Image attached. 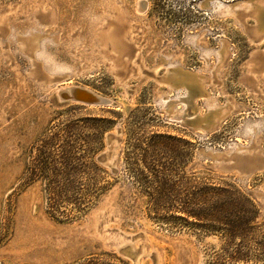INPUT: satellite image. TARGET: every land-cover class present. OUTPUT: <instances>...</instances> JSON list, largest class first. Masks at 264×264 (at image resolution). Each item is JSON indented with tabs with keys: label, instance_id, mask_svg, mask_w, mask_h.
Instances as JSON below:
<instances>
[{
	"label": "rangeland",
	"instance_id": "374dc122",
	"mask_svg": "<svg viewBox=\"0 0 264 264\" xmlns=\"http://www.w3.org/2000/svg\"><path fill=\"white\" fill-rule=\"evenodd\" d=\"M263 9L256 0H0V264H264V37L254 33H264ZM66 86L115 105L57 104ZM219 113L216 129L199 124ZM92 118L111 121L96 158L106 189L65 221L30 178L44 141L78 124L86 146ZM187 178L250 198L255 207L240 210L254 231L228 243L149 216L187 206Z\"/></svg>",
	"mask_w": 264,
	"mask_h": 264
},
{
	"label": "trees",
	"instance_id": "16d2710c",
	"mask_svg": "<svg viewBox=\"0 0 264 264\" xmlns=\"http://www.w3.org/2000/svg\"><path fill=\"white\" fill-rule=\"evenodd\" d=\"M92 122L94 124L90 134L91 141L83 140L87 144L86 146L79 141L82 139L78 124L60 130L59 133L52 136L53 138L44 141L45 145L40 150L43 159H38V167H36L40 174L30 178L31 182L43 181L45 183L49 210L57 216L56 218L65 221L86 214L106 189V186L100 185L99 175H96L100 170L96 158L105 148L104 139L111 121L105 118H92ZM128 123L131 126L136 124L133 116L130 117ZM163 139H167V137L156 135L152 138L156 142ZM60 142L63 143L60 144ZM156 142L148 146V149H142L146 159L151 157L153 153L151 147L156 146ZM54 154L59 156V160L56 162L50 161L51 155ZM66 168L71 169L74 175L73 173L66 175L64 173ZM86 168L96 172L93 175H88L84 171ZM51 170L54 172L50 174ZM153 170L155 169L153 168ZM84 173L88 176L82 175ZM158 173L162 174V172ZM168 177L163 180L170 183L171 190L175 191L174 186L177 185V182L171 178L168 179ZM154 178L158 179L160 176L156 175ZM186 184L187 206L165 212L151 209L149 216L155 220L192 223L209 235L222 233L228 243H234L235 239L243 235L241 233H245L248 237L254 231L253 220L249 216L242 215L240 209H242L241 206L254 208L255 205L250 198L235 187L229 183L217 185L203 182L196 188L192 186L191 178H187ZM162 192L164 191L162 190L160 194ZM179 214L180 216H178ZM241 260L236 258L237 262ZM84 264H106V262L99 258H93Z\"/></svg>",
	"mask_w": 264,
	"mask_h": 264
},
{
	"label": "water",
	"instance_id": "95a60500",
	"mask_svg": "<svg viewBox=\"0 0 264 264\" xmlns=\"http://www.w3.org/2000/svg\"><path fill=\"white\" fill-rule=\"evenodd\" d=\"M256 1L257 3H260L262 6H264V0H256ZM232 6L235 7L236 4L233 3ZM263 10L262 12L264 13ZM254 33L259 36L257 41L262 40V38L264 37V33L258 29H255ZM204 91L205 90H203L202 88L197 92L193 93L192 100H195V98L199 97L200 94L204 93ZM54 99L56 103L60 105L68 104V103L85 104L92 106H107V107L115 105L114 101H112L111 99L100 96L97 93L93 92L92 90H89L87 88H82L79 86L60 89V91L54 94ZM189 117L191 118V121H194L197 118L192 111L189 112ZM198 121L199 124L202 125L207 132H210L216 129L217 125L222 121V117L219 113L218 115H214L206 119L200 118ZM114 140H116V136L111 137L110 144ZM110 156H111L110 152L109 153L107 152L99 157V161L101 163L106 164L109 161ZM135 261L137 262L136 257H135Z\"/></svg>",
	"mask_w": 264,
	"mask_h": 264
},
{
	"label": "bare ground",
	"instance_id": "6f19581e",
	"mask_svg": "<svg viewBox=\"0 0 264 264\" xmlns=\"http://www.w3.org/2000/svg\"><path fill=\"white\" fill-rule=\"evenodd\" d=\"M66 87L69 88V86H66ZM72 87H76V86H72ZM61 88H62V87H61ZM61 88H60V89H61ZM70 88H71V87H70ZM60 89H59L58 91H60ZM90 90H91V89H90ZM58 91H57V92H58ZM94 92H95V91H94ZM192 97H193V96H192ZM173 101H174V100H173ZM186 102H187V101H186ZM191 110H192V109H191ZM189 112H190V111H189ZM193 112H194V111H193Z\"/></svg>",
	"mask_w": 264,
	"mask_h": 264
}]
</instances>
